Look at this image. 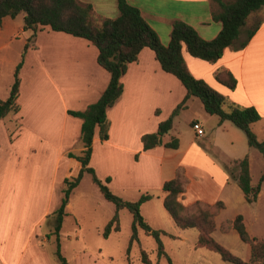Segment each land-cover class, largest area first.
<instances>
[{
    "label": "crops",
    "instance_id": "obj_1",
    "mask_svg": "<svg viewBox=\"0 0 264 264\" xmlns=\"http://www.w3.org/2000/svg\"><path fill=\"white\" fill-rule=\"evenodd\" d=\"M79 1L90 4L97 17L114 19L118 16L116 0ZM127 2L138 8L163 46L169 44L172 23L176 20L193 27L204 40L214 39L222 28L220 22H214L211 18L209 0ZM13 19L5 17L0 26V52L13 40L24 37L27 41L32 35L31 31L23 29L24 16L22 24L15 23ZM255 27L257 30L253 36L245 46L240 47L246 41L248 32ZM33 39L29 50L39 54L35 55V59L38 56V60H35L38 67L30 66L28 70L22 68L19 73L17 114L21 115L22 122L15 137L9 127L6 129V136L10 138L0 146V264H60L55 256L54 212L61 204L64 179L75 177L80 170V163L68 155H79L82 151V121L69 115L68 111L80 112L95 103L110 80L109 73L97 64L98 50L90 42L51 31L48 27L39 29ZM182 55L188 70L196 79L204 81L229 101L257 110L261 119L251 128L259 140H264V6L247 18L234 44L223 51L217 62L212 64L194 58L185 47ZM7 57V65H17L14 57H10V54ZM2 63L0 58V65ZM14 71L15 68L11 73L14 74ZM217 71H228L234 76L237 81L234 90L227 89L215 80ZM12 84L13 81L4 86L0 100L7 99ZM121 84L122 95L107 109L109 137L101 141L96 131L89 165L100 180L109 178L110 190L125 201H135L143 194L152 195L151 200L141 205L140 211L153 229L166 234V224L176 232L174 228L177 226L163 206L162 186L166 181L174 178L183 181L185 189L179 201L186 208L191 209L197 203L213 206L217 202H222L226 207L229 196L223 197L225 191L231 189V193L236 194L241 191L233 179L237 173L229 171V167L234 161L247 156L251 184L256 185L251 175L253 149L248 147L247 139L246 143L243 142L239 131L235 130L237 127L230 121L220 122L216 116L207 114L196 97H190L185 107L174 116L172 129L163 138V145L143 151L142 136L156 133L159 124L172 115L186 95L180 81L161 69L150 49L141 50L137 60L127 66ZM194 108L198 113L194 112L196 114L190 117ZM181 113L189 116V132L182 133L179 130ZM13 125L16 126L15 123ZM196 128L203 130L202 135L197 134ZM171 138L178 139L177 149L164 146ZM36 151L52 157L54 174L59 164L65 162L67 173L62 180V196H56L53 200L55 188L52 181L45 191L44 204L21 202L18 205L23 213L16 215V205L13 203L15 189L6 184L10 160L21 159L25 153ZM75 189L64 210L59 232L60 253L67 264H71L70 259L72 264H75L76 259L83 261L86 255L97 260L89 264H112L107 241L120 230L111 232L107 239L102 236L104 227L113 217L111 211H101L106 205L100 201L97 205L82 202L79 209L74 207L70 199ZM262 193L261 186L256 202ZM155 200L160 202L159 205ZM33 209L34 217L31 212ZM121 213L122 210L118 212L119 216ZM243 218L246 223V218ZM70 219L72 228L63 233L65 223ZM45 225L47 229L43 234H33V230L37 231ZM140 232L143 231L138 230L139 242ZM70 242H74V247L69 258L64 244Z\"/></svg>",
    "mask_w": 264,
    "mask_h": 264
},
{
    "label": "trees",
    "instance_id": "obj_2",
    "mask_svg": "<svg viewBox=\"0 0 264 264\" xmlns=\"http://www.w3.org/2000/svg\"><path fill=\"white\" fill-rule=\"evenodd\" d=\"M209 3L212 20L220 22L222 25L221 31L214 39L204 40L193 27L183 21L176 20L172 23L169 44L163 46L158 35L143 19L138 8L130 5L127 0H116L118 16L114 19L97 17L90 4L82 3L79 0H0V26L5 17L15 18L24 13L23 29L32 32L28 40L33 39L37 31L45 27L54 32H62L84 39L96 47L98 50L97 64L110 75L108 86L95 103L88 105L85 110L80 112L68 111L69 115L82 121L80 128L82 151L79 155L73 153L68 155L80 163V170L72 179H64L61 204L54 212L55 256L60 264H67L60 253L59 246V232L65 216L64 210L72 191L79 185L85 173L91 175L93 183L98 187L103 198L115 206V213L104 227L102 236L107 238L111 232L120 230L118 212L125 209L132 217L131 235L126 256L128 257L131 247L135 243H139L138 230H142L146 236L155 241L158 257L167 258L168 263L171 264L161 239L166 235L165 232L153 229L144 220L140 211L141 205L151 200L152 195L143 194L135 201H125L110 190L108 187L110 179L100 180L89 165L96 131L101 141H106L109 137L110 125L107 119V109L111 108L122 95L121 77L125 74L127 66L137 60L139 53L144 48H148L154 53L165 73L180 81L186 90V95L172 115L159 124L156 133L142 136L143 151L163 145V138L172 129L174 116L185 107L190 97H196L202 103L207 114L216 116L220 122L230 121L235 127L242 130L246 136L248 147L258 150L264 158V140H259L251 128L261 119L257 110L251 106L241 107L229 101L207 83L196 79L188 70L182 55V49L185 47L194 58L212 64L217 62L222 57L223 51L234 44L241 28L246 24L247 18L264 6V0H209ZM256 30L257 27L248 32L246 41L240 44V47L245 46ZM28 47L27 43L25 50ZM21 67L22 61L14 71V81L9 96L5 100H0V121L10 113L17 114L19 112L17 100ZM215 80L229 90H234L237 85L236 79L228 71H217ZM164 146L169 149H177L178 139L171 138ZM232 164L233 167L229 171H236L237 175H234L233 179L243 193L245 201L249 204L255 203L264 182V172L258 183L252 185L248 157L245 156ZM184 189V183L180 178L166 181L162 186L163 206L177 228L180 230L196 229L198 232L197 246L214 252L225 262L264 264V241L252 237L247 232L241 214L236 215L230 225L237 232L240 240L250 247L251 260L248 263L234 256L212 237L216 227V212L224 208L223 203L217 202L213 206L204 207L197 203L196 211L191 213L190 209L184 207L179 201ZM141 260L143 264H151L146 251H141Z\"/></svg>",
    "mask_w": 264,
    "mask_h": 264
},
{
    "label": "rangeland",
    "instance_id": "obj_3",
    "mask_svg": "<svg viewBox=\"0 0 264 264\" xmlns=\"http://www.w3.org/2000/svg\"><path fill=\"white\" fill-rule=\"evenodd\" d=\"M23 16V14L18 15L16 18L13 19V21H15V23L22 24ZM33 42L34 39H27L26 41L24 40V37H19L13 40V42L10 43L9 46H7L3 51L0 52V58L3 61V63L0 65V96L2 95V90L4 86L7 85L8 82L14 81V74L11 73V70H13L14 68L16 69L17 65L21 61V69L25 68V70H28L30 66L38 67V62L35 60L37 59L39 54H35L34 52L33 54L32 52H30L31 50H29ZM27 43L29 44V47L25 50V45ZM9 54L10 57H14L15 61L18 62L17 65L14 67L7 65V55ZM35 55H38L36 56V59ZM194 112L198 113V110L196 111V109L194 108L190 117L196 114ZM180 118L182 119L181 125L179 127L180 132H189L191 129L188 123L189 116L187 115V113H181ZM21 122V115L13 113H10L8 115V118L0 122V146L3 145L5 140H8L10 138L6 136V129L9 127L10 132L15 137L19 124ZM13 123L16 124V128L14 127ZM14 128L16 130H14ZM197 129L198 128H196V132ZM235 130L239 131V135L242 136L243 142L245 141L246 143V136L244 132L240 129L238 130V128H235ZM22 149L25 150L24 147H22ZM252 153L253 155L251 159V175L253 183L257 184L260 176L264 172V158L261 153L256 149H253ZM231 156H235V154H231ZM64 163L65 162H61L59 164V169L54 174L52 157H47L46 155H43L41 154V152L38 151L31 154L25 153L21 159L10 160L9 177L6 184L11 189H15L16 197L13 203L16 205V215L23 213V211L20 210V206L18 205L21 202L26 201L31 204H44L46 197L45 191H47L48 186H51L52 181H54L53 188H55L53 200L56 196H62V180L63 178H66L65 174L67 173V169L65 168ZM231 167H233V164H231L229 169ZM0 169H2V167ZM262 189L263 193L259 201L255 202L256 204L247 203L241 191L238 190L239 192L238 194H236L231 193V189H227L223 194V197L229 196L226 201L227 205L223 209H220L216 212V229L212 233V237L217 243L229 250L234 256L239 258L241 261L246 263L250 262L251 260L250 247L249 245L243 243L240 240L237 232L231 228L230 222L235 218L236 215L241 214L246 218V223H244L247 232L252 237H256L259 240L264 241V183L262 184ZM99 201L105 203L106 205L105 207L101 208V211H111V216H113L115 213V206L103 198L98 187L93 183L91 175L85 173L78 187L75 189V192L71 197L70 202L74 207L79 209L82 202H88L97 205L98 203H100ZM155 201L159 205L160 202L158 200ZM196 208L197 206H194L190 209V212H195ZM24 211L28 212L26 209ZM31 212L33 213L34 217V209ZM119 219L120 232L112 235V237L107 241L111 250L112 264H143L141 260V251H146V253L148 254V258L151 261V264H169L167 258L158 257L155 241L151 237L146 236L143 232H140V242L135 243L131 247V251L127 257L126 249L128 247L131 235L132 217L127 210L123 209L122 213L119 216ZM72 225V220H67L63 229V233L69 232L72 228ZM164 226L167 231L166 235L162 238V241L164 245V250L168 255V258L170 259L171 264H231L229 262L223 261L220 256L215 254L214 252H211L205 248L198 247V232L196 229H188L181 231L176 227L174 228L176 232H174L168 227V225L165 224ZM46 229V225L41 226L37 229V231L33 230V234L34 232L35 236L43 234ZM72 243L74 242L65 244L63 243L65 247V252L69 256V258L71 255V249H73L74 247L72 246L74 245ZM72 262V259H70L71 264ZM82 262H84V264H89L91 262H97V260L90 257L89 255H86L83 261L82 259L75 260V264H81Z\"/></svg>",
    "mask_w": 264,
    "mask_h": 264
},
{
    "label": "built area",
    "instance_id": "obj_4",
    "mask_svg": "<svg viewBox=\"0 0 264 264\" xmlns=\"http://www.w3.org/2000/svg\"><path fill=\"white\" fill-rule=\"evenodd\" d=\"M202 133H203V130L201 128H198L197 129V134L202 135Z\"/></svg>",
    "mask_w": 264,
    "mask_h": 264
}]
</instances>
